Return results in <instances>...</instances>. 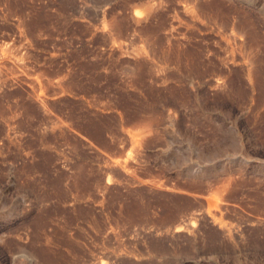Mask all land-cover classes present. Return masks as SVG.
Here are the masks:
<instances>
[{
    "label": "rangeland",
    "instance_id": "374dc122",
    "mask_svg": "<svg viewBox=\"0 0 264 264\" xmlns=\"http://www.w3.org/2000/svg\"><path fill=\"white\" fill-rule=\"evenodd\" d=\"M0 264H264V0H0Z\"/></svg>",
    "mask_w": 264,
    "mask_h": 264
},
{
    "label": "bare ground",
    "instance_id": "6f19581e",
    "mask_svg": "<svg viewBox=\"0 0 264 264\" xmlns=\"http://www.w3.org/2000/svg\"><path fill=\"white\" fill-rule=\"evenodd\" d=\"M235 38H237V37L235 36Z\"/></svg>",
    "mask_w": 264,
    "mask_h": 264
}]
</instances>
